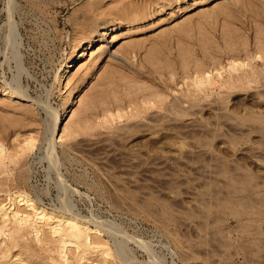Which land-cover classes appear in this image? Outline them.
Instances as JSON below:
<instances>
[{"label": "rangeland", "instance_id": "374dc122", "mask_svg": "<svg viewBox=\"0 0 264 264\" xmlns=\"http://www.w3.org/2000/svg\"><path fill=\"white\" fill-rule=\"evenodd\" d=\"M100 1L0 0V138L6 137L4 149L11 155H18L27 136L36 139L28 155L19 157L22 169L9 161L5 167L0 165V207L18 201L20 193L50 213L67 208L93 231L98 230L112 250H125L122 256L129 261L116 264H206L199 259L183 262L166 234L196 239L194 229L173 231L160 224L157 213L146 217L121 211L113 206L112 196L103 190L93 170L61 148L50 153L47 142L52 137L56 142L61 136L68 139L81 127L112 133L124 124L133 126L126 123L135 111L134 105L129 106L131 99L165 98L169 110L162 113L187 118L191 111V119L185 122L201 127L200 131L187 136L164 132L153 140L137 134L129 148L143 149L147 159L172 156L176 145L188 146L192 135L201 134L230 174L239 169L244 172L240 180H264V0H102L98 7ZM115 9L117 16L107 13ZM121 11L130 12L131 18L143 17L134 18L137 24L129 29L128 22L134 20ZM114 24L113 32L109 28ZM91 36L98 41L90 49L85 46L84 56L76 58L68 75V85L62 86V69L75 55L78 43ZM14 37L18 41L15 51ZM149 56L155 58L151 63ZM234 59L247 65L229 71L228 63ZM202 69L207 71L204 76L217 82L205 91L194 85V74ZM3 88L25 94L33 102L4 96ZM189 102L193 105L188 109ZM176 103L182 111L170 113ZM119 113L124 116L119 118ZM16 131L18 136L9 135ZM170 166L180 169L174 161ZM161 199L169 202L167 196ZM18 205L27 207L24 201ZM237 224L236 218H230L223 226L236 242ZM255 228L264 243V215L258 217ZM27 244L34 246L30 239L21 243ZM5 249L3 243L0 250ZM17 252L12 250L14 264H19ZM88 258L80 264L93 260L104 264L96 255ZM70 261L64 264H73ZM231 263L250 264L242 253Z\"/></svg>", "mask_w": 264, "mask_h": 264}, {"label": "bare ground", "instance_id": "6f19581e", "mask_svg": "<svg viewBox=\"0 0 264 264\" xmlns=\"http://www.w3.org/2000/svg\"><path fill=\"white\" fill-rule=\"evenodd\" d=\"M103 1L98 2V7H101ZM176 1L171 0L173 3ZM95 4L97 5V2ZM162 6L161 4L160 8ZM164 7L162 9H165ZM129 8L125 10L128 11ZM111 11L107 13L114 15L117 13L116 9L115 13ZM122 14L126 17V14ZM138 16L142 15L133 17L138 19ZM128 17L131 18L132 14H128ZM117 18L121 21L120 16ZM134 18L131 19L134 20ZM138 20H130L127 28L130 29L137 24L135 22ZM108 28L107 30L111 29L113 32L116 29L115 24ZM107 34L108 32L102 33L103 36ZM96 40L94 36H91L84 42L78 43L75 55L62 69L60 76L62 86H67L69 83L68 75L77 64L76 58L84 56L85 46L87 45L86 49L92 48ZM11 46L14 51L17 49L18 41L15 37ZM104 52L105 50L101 51L102 54ZM260 55L257 57L261 58ZM152 58L148 57V63L153 62L155 58ZM148 59L146 57L144 60L147 62ZM150 59H152L151 62ZM158 63L160 61L156 64ZM229 63V71L238 70L239 67L247 65L246 62L237 59ZM162 66L161 68L164 69V65ZM206 73L207 71L202 69L194 74V85L203 91L217 83L212 76H204ZM85 75L88 77L90 71L87 70ZM249 81L257 82V80ZM82 82L83 80L80 84ZM2 92L4 96H16L24 101L27 98L24 97L25 94L13 89L3 88ZM152 98V96L146 98L143 95L128 102L129 106L134 105L135 111L128 115L126 123H131L133 126L124 124V127H119L112 133H95L90 126L81 127L79 131L66 136L68 139L63 140L65 136H61L60 141L56 142L53 137L50 138L47 142L50 153L54 154V151L61 148L68 154L75 155L80 162L93 170L103 190L105 189L112 196L113 206L121 211L146 217L148 214L155 216L157 213L160 224H164L168 229L173 228V231L194 229L197 234L196 239L166 233L183 262L199 259L206 264H232L233 257L242 253L250 264H264V243H260L255 228L258 217L264 215V180L254 181L255 183L252 179L250 181V178L240 180L239 177L244 172L239 169H235L232 171L233 174H230L227 170L228 165L218 157L208 139L201 137V134L192 135L188 146L176 145L177 153L172 156L147 159L144 158L146 153L143 149L129 148V143L137 134L147 135L153 140L164 132L171 136H187L192 131L196 133L200 131L201 127L193 126L190 121L185 122L191 119L193 115L191 111L186 112L187 118L182 115V117L167 115L162 113L169 110L165 109L167 108L163 103L165 98L161 100ZM29 100L33 102L32 99ZM121 105L118 109H121ZM192 105L190 103L187 106L188 109L192 108ZM180 106L177 103L173 104L170 113L173 110L181 112ZM106 112L109 113V109ZM116 115L119 118L124 116L120 113ZM110 116L114 117L112 114ZM9 135L18 136L19 133L16 131ZM5 138V136L0 138V165L5 167L9 161L13 167L22 169L23 163H20L19 157L28 155L35 146L36 139L32 135L27 136L24 145L19 146L18 155H11L4 149ZM153 146H156V143ZM252 156L258 157L255 154ZM170 161L177 163L180 169H172ZM162 196H167L169 202H163ZM16 198L18 201L13 199L9 204H3L0 207V237H5L1 239L0 246L4 243L6 248L0 250V264H14L11 262L15 256L12 253L13 249H18L16 261L19 264H64L70 261L69 254L73 259L70 263L73 264L88 262L91 260L88 257L93 255L100 257L104 264H116L119 260L128 259L122 256L125 254L123 248L118 249L119 252L112 250L109 241L105 240L98 230L93 231L85 220L79 219L67 208L55 214L36 206L29 199L25 200L26 196L20 193ZM186 198L190 199L188 203L184 201ZM23 201L27 204L26 208L29 211L18 205ZM230 218L237 219L238 227L235 233L238 242L232 238L231 231H225L223 228ZM29 239L34 246L21 245L23 241L26 242ZM94 261L88 264H94Z\"/></svg>", "mask_w": 264, "mask_h": 264}]
</instances>
